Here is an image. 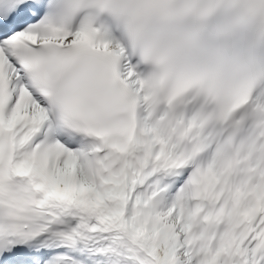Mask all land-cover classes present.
<instances>
[{
	"label": "snow or ice",
	"instance_id": "snow-or-ice-1",
	"mask_svg": "<svg viewBox=\"0 0 264 264\" xmlns=\"http://www.w3.org/2000/svg\"><path fill=\"white\" fill-rule=\"evenodd\" d=\"M0 264H264V0H0Z\"/></svg>",
	"mask_w": 264,
	"mask_h": 264
}]
</instances>
